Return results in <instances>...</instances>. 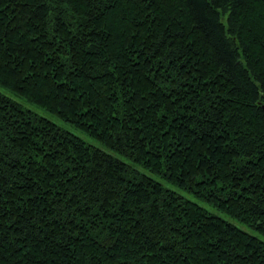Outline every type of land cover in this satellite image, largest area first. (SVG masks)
<instances>
[{"label":"trees","instance_id":"obj_1","mask_svg":"<svg viewBox=\"0 0 264 264\" xmlns=\"http://www.w3.org/2000/svg\"><path fill=\"white\" fill-rule=\"evenodd\" d=\"M0 264H264V0H0Z\"/></svg>","mask_w":264,"mask_h":264},{"label":"rangeland","instance_id":"obj_2","mask_svg":"<svg viewBox=\"0 0 264 264\" xmlns=\"http://www.w3.org/2000/svg\"><path fill=\"white\" fill-rule=\"evenodd\" d=\"M0 93H2L3 95H5L6 97H8L9 99L13 100L14 102L18 103L23 109L28 110L30 112H32L33 114H35L38 117L44 118L50 122H52L53 124H55L59 129L68 132L70 134H72L73 136L81 139L86 145L94 147V148H98L106 153H109L111 155H113L114 157H116L117 159L132 165L126 158L119 156L109 150H107L104 146H102L99 142H97L96 140H94L93 138L89 137L88 135H86L85 133H83L82 131L76 129L75 127H73L72 125L60 120L59 118H57L55 115L25 101L24 99H22L21 97L15 95L14 93L3 89L0 87ZM135 168V170L137 172H139L140 174H143L149 178H151L152 180L160 183L165 189L174 192L175 194L181 196L184 200L190 201L192 203L197 204L198 206L202 207L203 209H205L206 211H208L210 214L219 217L225 221H227L228 223L236 226L237 228H239L240 230L248 233L249 235H252L254 237H256L257 239H259L261 242L264 243V236L257 233L256 231L252 230L251 228L240 224L239 222L232 220L231 218H229L228 216H226L225 214L217 211L216 209H214L213 207H211L210 205H208L207 203L197 199L196 197H194L191 193H187L183 190L178 189L177 187L167 183L166 181H164L161 177L156 176L154 174H151L150 172L144 170L143 168H141L140 166H133Z\"/></svg>","mask_w":264,"mask_h":264}]
</instances>
